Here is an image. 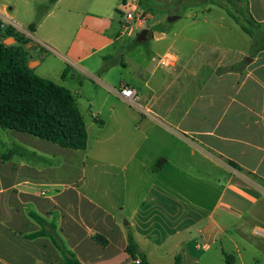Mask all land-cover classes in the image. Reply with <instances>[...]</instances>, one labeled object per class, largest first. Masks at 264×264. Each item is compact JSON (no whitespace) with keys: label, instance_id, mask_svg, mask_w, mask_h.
Segmentation results:
<instances>
[{"label":"crops","instance_id":"1","mask_svg":"<svg viewBox=\"0 0 264 264\" xmlns=\"http://www.w3.org/2000/svg\"><path fill=\"white\" fill-rule=\"evenodd\" d=\"M22 1L33 18L30 4L37 1ZM239 1L264 32V0ZM18 3L0 0L3 26L16 27ZM227 5V0H57L41 21L21 33L23 40L3 39L27 52L36 74L74 96L78 73L79 79L84 74L100 79L126 103L120 88H134L138 98L131 105L145 102L142 116L112 108L108 118L120 123L129 116L148 126L152 139L120 141L117 161L116 156L106 159L101 149L91 159L86 155L89 166L83 164L74 183L59 189L53 162L40 167L16 156L17 148L55 156L63 154V146L0 126V264H64L52 236L33 235L42 227L32 211L56 226L58 240L81 264L138 263L126 250L129 232L152 264H175L177 256L182 264H247L239 244L251 230L264 250V236L256 232V224H264V39L252 49L253 38ZM180 6L188 21L179 29L161 21L127 28L123 17L135 7L159 20L167 11L169 17L178 15L175 21ZM156 24L161 31L152 28ZM145 28L150 30L146 39L134 43ZM150 36L155 43L168 40L165 50L152 55L156 67L167 69L166 77L147 76L137 63L138 78L124 77L116 89L106 79L104 60L124 38L134 47ZM165 52L175 57L172 65L160 64ZM120 63L127 67L126 61ZM76 101L87 132L83 150L91 144L103 147L109 139L101 140L104 128L97 115L104 112L84 111ZM102 179L118 183L100 184ZM39 186H52L54 192L47 195ZM139 190L142 195L133 203ZM127 205L130 214L123 223L120 211Z\"/></svg>","mask_w":264,"mask_h":264},{"label":"rangeland","instance_id":"2","mask_svg":"<svg viewBox=\"0 0 264 264\" xmlns=\"http://www.w3.org/2000/svg\"><path fill=\"white\" fill-rule=\"evenodd\" d=\"M37 2H32L30 5L34 6V16L30 18L27 13L24 11L25 5L22 0H19V3L16 5V13L15 18L13 19L16 22V27L18 28L19 32L24 33L30 30L32 24H36L46 15L48 9L52 6L51 0H36ZM116 1V0H113ZM119 1V0H118ZM121 2V0H120ZM228 6V5H227ZM178 12L180 13L181 17L175 21L170 22L169 16L167 11H161V19L157 18L156 16H152L150 12L147 10H143L142 14L144 16L145 22L144 26L151 25L156 23L157 21L163 22L165 25H168L169 28H182L188 21L183 8L180 6ZM12 23H6L4 28ZM138 27L136 31H138ZM141 32V31H140ZM128 38H124L114 49H112L111 57L104 60L107 65L106 70V79L114 82L115 88L118 89L120 81L126 77L137 79V63H141L146 68V74L149 76L152 72H155V76L161 79L166 77L167 69L156 67V62L152 60V55L158 52L165 50L168 47V40H164L159 43H155L153 38L150 36L147 38L146 41L136 45L134 47H128L129 45ZM121 47H125L123 50L120 49ZM121 50V51H119ZM124 60L127 62V67H124L120 61ZM101 73V76H104L103 70L98 71ZM79 74V73H78ZM78 74L76 75V79L74 80V85L76 89H78L77 94L75 97L79 102V106L82 110L92 111L93 113L97 114L99 109H102L104 112L103 115H97L98 118L102 119L99 122L100 125L103 126V134L101 135V140L109 139L108 142L104 143V146L100 144H91L88 149L83 150H76L70 148H63V154H54L45 155L41 151L37 152V155L34 154V151L29 148H17V159L26 160L29 164H34L40 167H48L50 162H53V165L57 167L55 170V175L59 177V182L61 183L59 189H63L67 187V185L74 183V176L82 170L83 164L89 166L90 159L95 155V153L101 149L103 152L104 157L106 159H111L113 156H116L114 159L117 161V145H119L120 141H128V140H146L149 141L152 139V134L150 132V128L148 126L139 125V122H135L133 119H130L129 116H125V121H121L120 123H115L111 116V120H109V112L110 109H123L127 112H131L133 115L137 114V116H142V113L139 110L144 111L146 109L145 102L139 100L137 105H131L122 101L118 98L114 93L109 92V89L104 86V84L95 77H90L84 74L81 79H79ZM98 77V76H96ZM147 78V77H146ZM145 78V80H146ZM102 79V78H101ZM145 80H143L142 85H144ZM75 91V90H73ZM150 94V91L144 88L143 93ZM139 116V117H140ZM120 118V116H115ZM124 118V116H123ZM143 118V117H141ZM138 123V124H137ZM147 123V122H144ZM139 125V126H136ZM1 128V127H0ZM1 130V129H0ZM9 130V129H6ZM148 137V139H146ZM59 146V145H58ZM61 148V147H60ZM128 150V148H123ZM86 155H89L90 159L87 160ZM105 163H102L100 170L106 169ZM89 180V179H88ZM92 180V179H91ZM107 181V182H105ZM111 181V182H110ZM100 184L104 182L106 184H111L114 186L118 183L117 179L114 180H98ZM143 184H148V180L143 181ZM77 185V184H76ZM40 190H44L47 195L52 194L54 192V188L52 186H39ZM143 191L146 189L142 187ZM142 195V192L139 190L135 195V199L133 201L137 202L138 198ZM145 205H147L145 203ZM130 206V205H129ZM128 205L121 210L120 212L123 214V223L125 222L124 219L128 220L129 207ZM118 217L119 214L117 213ZM256 224L258 227L264 229V224L258 222ZM257 242L262 243L263 240L253 234L252 230L248 232L247 237L245 240L241 242L240 249L243 251V258L247 264H264V250L259 248ZM245 248V249H244ZM228 253H232L237 255V250L235 248L227 249ZM237 263H239L237 259ZM221 264H225L221 261Z\"/></svg>","mask_w":264,"mask_h":264},{"label":"trees","instance_id":"3","mask_svg":"<svg viewBox=\"0 0 264 264\" xmlns=\"http://www.w3.org/2000/svg\"><path fill=\"white\" fill-rule=\"evenodd\" d=\"M56 1L51 0V3ZM227 1V11L253 38L252 49L255 48L259 40L264 39V32L239 0ZM161 27L156 24L152 28L161 31ZM7 36L23 40L21 32L13 24L4 28L0 18V126L29 133L66 148L85 149L87 132L74 94L65 86L36 74L28 66L27 52L21 46L4 43L3 39ZM134 43H137L136 38ZM30 214L42 227L41 231L33 235L52 236L55 246L64 256V264H81L58 240L53 223L36 212ZM126 250L134 259L139 258L135 264H152L140 250L131 232L128 233ZM226 259L229 263L228 255ZM175 264H182L181 257H176Z\"/></svg>","mask_w":264,"mask_h":264},{"label":"built area","instance_id":"4","mask_svg":"<svg viewBox=\"0 0 264 264\" xmlns=\"http://www.w3.org/2000/svg\"><path fill=\"white\" fill-rule=\"evenodd\" d=\"M123 17L126 20V27L127 28H130V27L133 28V27H135V25H141V24H144V22H145V19H144L142 12H139L135 7H131L129 9H127L123 13ZM159 61H160L161 65L169 66V65H172L174 63L175 57L171 53L165 52L164 54H162L159 57ZM119 94L125 100H127L130 104H135L137 101V98H138L135 89L128 86V85L122 86L119 90ZM256 232L259 235L264 236V229L258 228L256 230Z\"/></svg>","mask_w":264,"mask_h":264},{"label":"water","instance_id":"5","mask_svg":"<svg viewBox=\"0 0 264 264\" xmlns=\"http://www.w3.org/2000/svg\"><path fill=\"white\" fill-rule=\"evenodd\" d=\"M178 17V15H173L169 17V20H174ZM150 32V30L148 28L143 29L137 36V41H142L144 39H146V34ZM157 34H160V32H156Z\"/></svg>","mask_w":264,"mask_h":264}]
</instances>
